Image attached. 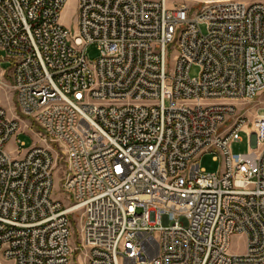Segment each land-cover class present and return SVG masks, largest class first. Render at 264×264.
Here are the masks:
<instances>
[{
	"label": "built area",
	"instance_id": "obj_1",
	"mask_svg": "<svg viewBox=\"0 0 264 264\" xmlns=\"http://www.w3.org/2000/svg\"><path fill=\"white\" fill-rule=\"evenodd\" d=\"M65 1L0 0V89L44 142L19 156L17 139L11 156L20 120L0 104V256L264 264V116L237 108L264 93V0H78L75 34ZM204 152L219 171L200 168Z\"/></svg>",
	"mask_w": 264,
	"mask_h": 264
},
{
	"label": "rangeland",
	"instance_id": "obj_2",
	"mask_svg": "<svg viewBox=\"0 0 264 264\" xmlns=\"http://www.w3.org/2000/svg\"><path fill=\"white\" fill-rule=\"evenodd\" d=\"M159 2L160 0H153ZM167 4L170 5L173 0H166ZM249 1H263V0H249ZM77 16H78V0H66L65 4L60 13V23L71 33L75 34L77 32ZM99 55V50L97 44H91L86 47V57L90 61L97 59ZM171 58L174 57L175 52H171ZM5 54L0 52V57H4ZM9 68V63L3 60H0V71L7 70ZM190 76H196L198 73V67L193 65L190 68ZM0 104L5 107L7 111V116H13V113L18 116L20 120V126L16 136H13L6 143V150L11 156H16L15 140H19L24 143V147L20 152L19 156L23 154L27 149L32 145H44V142L41 139L42 133L39 128L34 124L30 118L27 116H22L17 111L15 98L11 94L5 92L2 88L0 89ZM244 108L246 110V116L252 118L255 114L264 116V93L259 94L251 101L243 102L237 105V108ZM242 141L239 143H234L231 146V151L233 153H246L249 149V143L244 134L241 135ZM215 152H204L198 158L197 161L201 169L206 173H214L220 170V160L215 159ZM62 175V169L60 170L59 175L55 173L54 182H53V196L63 203H66L65 196L59 190V176ZM73 233H72V248L78 245L79 242V221L76 217L73 221ZM245 248V238L243 235H235L231 240V251L234 253H242ZM82 260V255L80 252L75 251L71 260L72 264H77L78 261ZM0 264H11L7 259H4L0 256Z\"/></svg>",
	"mask_w": 264,
	"mask_h": 264
}]
</instances>
